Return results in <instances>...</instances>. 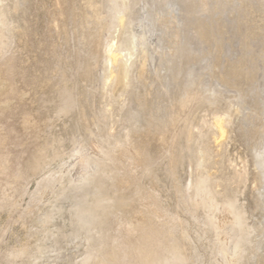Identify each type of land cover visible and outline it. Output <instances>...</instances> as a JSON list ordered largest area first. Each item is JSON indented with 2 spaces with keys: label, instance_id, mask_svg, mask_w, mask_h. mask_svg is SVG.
Returning <instances> with one entry per match:
<instances>
[{
  "label": "rangeland",
  "instance_id": "obj_1",
  "mask_svg": "<svg viewBox=\"0 0 264 264\" xmlns=\"http://www.w3.org/2000/svg\"><path fill=\"white\" fill-rule=\"evenodd\" d=\"M137 243L264 264V0H0V264Z\"/></svg>",
  "mask_w": 264,
  "mask_h": 264
},
{
  "label": "bare ground",
  "instance_id": "obj_2",
  "mask_svg": "<svg viewBox=\"0 0 264 264\" xmlns=\"http://www.w3.org/2000/svg\"><path fill=\"white\" fill-rule=\"evenodd\" d=\"M105 52L107 55L111 54V46H108L105 49ZM80 167H81V171L83 175L86 174L89 169L87 157L82 156V159L80 160ZM200 184L201 185L198 187V190H197V194H199V197L197 198L196 203L198 204L200 202L202 203L206 202L209 205V209L211 210V214H210V219H211L212 213L215 211V208H217V205L210 196L205 197V193L203 191V188H205L204 187L205 184H203L202 182ZM100 204L101 202L97 201L94 204V206L87 207V208L84 207L81 209V211H83L85 215L87 216L86 221H85L87 224L84 225V228H86L87 230H90L91 228H94L95 226L99 224L100 218H98V214H97L98 212H96L97 211L96 208L99 207ZM231 205L232 206L229 207V211L234 210L233 204ZM225 210H228V209H225ZM140 223L141 221H132L130 224L134 226L135 228H137V227H141ZM222 226L223 224L219 222L215 224V227L217 228H220ZM239 245H240V242L237 243V246ZM133 250L137 251V259L135 261V264H182L185 261V258L182 255L177 244H172L167 247H164L163 249H161V253L159 255L156 254V252L145 251L143 246L139 243H137L134 246ZM128 257H129V254L125 251L120 255L118 254L114 255V258L116 259L118 258L121 260L128 258ZM231 259H232L231 256H226L224 259V263L225 264L230 263Z\"/></svg>",
  "mask_w": 264,
  "mask_h": 264
}]
</instances>
